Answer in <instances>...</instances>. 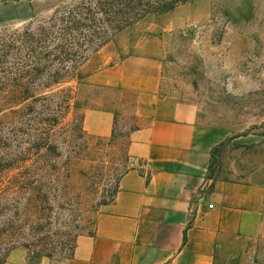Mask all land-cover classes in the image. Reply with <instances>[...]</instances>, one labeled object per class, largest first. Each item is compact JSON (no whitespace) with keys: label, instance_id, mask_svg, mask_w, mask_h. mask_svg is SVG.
Masks as SVG:
<instances>
[{"label":"rangeland","instance_id":"rangeland-1","mask_svg":"<svg viewBox=\"0 0 264 264\" xmlns=\"http://www.w3.org/2000/svg\"><path fill=\"white\" fill-rule=\"evenodd\" d=\"M82 1L0 0V30L22 31ZM146 18L163 37L165 92L199 106L205 127L227 137L215 151L212 178L241 181L264 165V0H187ZM65 107L57 100L46 110L50 121L39 125L40 133L28 111L10 119L0 113V183L4 170L20 164L53 172L45 182L52 195L36 202L38 218L9 227L1 244L18 240L24 246L7 261L71 258L78 237L94 233L123 175L141 164L129 155V136L139 121L120 117L113 135L103 138L85 130L77 98L74 107ZM1 205L0 218L16 213L14 202L8 210ZM232 264H264V237Z\"/></svg>","mask_w":264,"mask_h":264},{"label":"crops","instance_id":"crops-1","mask_svg":"<svg viewBox=\"0 0 264 264\" xmlns=\"http://www.w3.org/2000/svg\"><path fill=\"white\" fill-rule=\"evenodd\" d=\"M146 18L120 33L78 72L84 128L114 133L120 117L141 123L114 200L73 255L39 264H232L264 237V165L241 181H216L213 155L227 139L205 127L201 109L166 93L163 37ZM5 264H25L9 259Z\"/></svg>","mask_w":264,"mask_h":264},{"label":"trees","instance_id":"trees-1","mask_svg":"<svg viewBox=\"0 0 264 264\" xmlns=\"http://www.w3.org/2000/svg\"><path fill=\"white\" fill-rule=\"evenodd\" d=\"M186 1L84 0L22 31L0 30V113L10 119L24 117L28 111L30 121L38 122L33 130L42 132L38 127L50 121L46 110L50 111L57 100L67 109L75 106L78 71L95 53L149 15L174 10ZM2 173L1 206L17 205L15 214L0 218V264H5L11 251L24 246L18 240L1 244L6 235L9 237V227L38 218L36 202L52 195L51 182H45L53 172L20 164Z\"/></svg>","mask_w":264,"mask_h":264}]
</instances>
